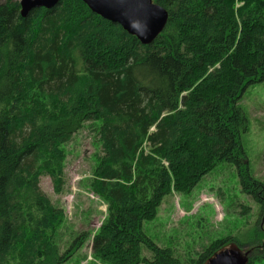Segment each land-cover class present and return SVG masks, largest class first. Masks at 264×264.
<instances>
[{"label": "trees", "instance_id": "trees-1", "mask_svg": "<svg viewBox=\"0 0 264 264\" xmlns=\"http://www.w3.org/2000/svg\"><path fill=\"white\" fill-rule=\"evenodd\" d=\"M153 1L169 16L148 44L83 0L25 17L20 0L0 3V264H64L86 243L81 231L62 247L66 212L40 186L48 175L63 192L66 145L86 127L98 145L87 185L107 205L91 248L107 264H205L233 240L183 260L143 228L221 163L264 210L239 103L264 81V0ZM263 240L254 228L247 264H264Z\"/></svg>", "mask_w": 264, "mask_h": 264}, {"label": "rangeland", "instance_id": "rangeland-1", "mask_svg": "<svg viewBox=\"0 0 264 264\" xmlns=\"http://www.w3.org/2000/svg\"><path fill=\"white\" fill-rule=\"evenodd\" d=\"M239 103L248 117V131L242 141L250 171L264 180V81L249 85ZM97 150L91 129L80 130L66 145L63 192H55L50 176L43 175L40 179L42 190L66 212V221L59 231L62 247L78 232L90 234L86 243L64 264H107L95 258L91 248L93 234L107 215L106 203L87 185ZM245 206L250 209L246 211ZM256 227L264 231V210L242 191L237 169L227 163L217 165L190 193L166 196L156 218L143 224L144 231L155 243L170 246L183 260L198 258L217 239L228 236L234 239L218 252L251 251L252 257V231ZM257 247L258 251L262 250L264 240ZM143 255L152 257L145 247Z\"/></svg>", "mask_w": 264, "mask_h": 264}, {"label": "water", "instance_id": "water-1", "mask_svg": "<svg viewBox=\"0 0 264 264\" xmlns=\"http://www.w3.org/2000/svg\"><path fill=\"white\" fill-rule=\"evenodd\" d=\"M62 0H20L21 14L27 16L39 7L53 8ZM89 8L114 23L120 24L141 42L148 44L164 29L168 11L153 0H83ZM225 250L206 264H247V258L235 250ZM248 255V252L245 256Z\"/></svg>", "mask_w": 264, "mask_h": 264}, {"label": "flooded vegetation", "instance_id": "flooded-vegetation-1", "mask_svg": "<svg viewBox=\"0 0 264 264\" xmlns=\"http://www.w3.org/2000/svg\"><path fill=\"white\" fill-rule=\"evenodd\" d=\"M225 250H226V249H225ZM225 250H221V251H219V252H216V253L214 254V256H215L217 253H220V252L225 251ZM235 251L238 252V253H240V255H242L243 257L247 258V260L250 259L251 251H247V252H248V255H247V256H245V254H246L247 252H241V251H238V250H235ZM230 253L233 254V252H231V250H230ZM214 256H213V257H214ZM208 261H209V260H208ZM208 261H207V262H208ZM207 262H206V263H207ZM247 262H248V261H247ZM206 263H205V264H206Z\"/></svg>", "mask_w": 264, "mask_h": 264}]
</instances>
